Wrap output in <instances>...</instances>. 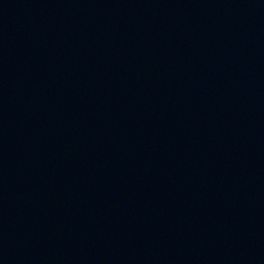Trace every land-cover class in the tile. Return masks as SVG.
I'll list each match as a JSON object with an SVG mask.
<instances>
[{
  "label": "water",
  "instance_id": "water-1",
  "mask_svg": "<svg viewBox=\"0 0 264 264\" xmlns=\"http://www.w3.org/2000/svg\"><path fill=\"white\" fill-rule=\"evenodd\" d=\"M0 264H264V0H0Z\"/></svg>",
  "mask_w": 264,
  "mask_h": 264
}]
</instances>
